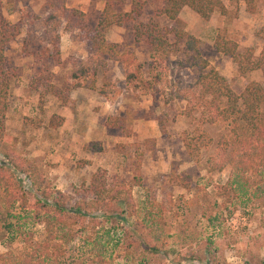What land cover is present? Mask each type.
Returning <instances> with one entry per match:
<instances>
[{
    "label": "rangeland",
    "instance_id": "374dc122",
    "mask_svg": "<svg viewBox=\"0 0 264 264\" xmlns=\"http://www.w3.org/2000/svg\"><path fill=\"white\" fill-rule=\"evenodd\" d=\"M45 1L0 0V17L22 25L21 34L5 52L6 67L20 71L9 89L7 138L14 143L19 158L32 162L51 188L70 199V207L92 199L88 188L96 174L109 184L130 189L135 206L133 217L126 213L91 214L71 229L55 222L57 237L49 244V253L58 257L55 264H264V175L248 179L244 193L238 187L244 179L232 166L209 172L208 161L215 155L220 137L227 134L226 126H198L183 115L184 104L166 102L174 88L181 91L197 78L194 70L182 69L179 64L184 61L183 48L169 57L160 86L162 94L149 97L128 89L121 65L107 60L106 66L97 71L94 91L73 92L72 101L64 107L52 96L42 98L30 89L32 78L41 68L33 55L51 49V38L58 35L62 61L48 65L53 82L63 87L71 83V74L88 61L90 48L82 33L67 32L62 21L57 24L56 34L46 27L49 11ZM143 1L141 20L147 22L155 18L161 5L155 0ZM220 1L224 14L216 11L203 21L183 9L181 19L189 32L203 40L202 56L210 67L227 80L234 93L240 94L250 82L262 83L261 73L241 75L231 59L215 52L214 40L223 35L237 44L240 53L252 49L258 56L264 47V0H256L253 12L248 11L244 0ZM104 3L66 0V7L80 10L88 26L94 27ZM129 7L130 0H126L117 11L127 12ZM157 20L162 26L172 25L164 17ZM27 41L26 55L23 49ZM106 41L116 44L121 52L132 51L143 65L149 64L144 44L134 42L131 25L111 28ZM105 85V91L111 93L106 98L100 95ZM53 117L57 121L63 118L62 126L52 128ZM145 117L163 124L164 130L155 132L158 139L145 140L144 136L153 137L150 129L133 127V121L138 123ZM90 123L94 129H89ZM103 126L110 129H101ZM185 139L208 146L191 156L184 147ZM9 170L21 180L33 202L36 191L30 189L25 176L10 166ZM179 177L185 180L187 190L177 184ZM236 178L238 184L234 183ZM223 188L229 190V197L222 194ZM43 213L29 207L20 209L18 204L10 214L0 212L3 264L19 263L32 247L47 239L42 219L50 215ZM50 219L56 217L51 215ZM133 239L138 244L142 241L156 246L158 252H148L144 246L135 250L128 246ZM58 250L63 254L59 255Z\"/></svg>",
    "mask_w": 264,
    "mask_h": 264
},
{
    "label": "trees",
    "instance_id": "16d2710c",
    "mask_svg": "<svg viewBox=\"0 0 264 264\" xmlns=\"http://www.w3.org/2000/svg\"><path fill=\"white\" fill-rule=\"evenodd\" d=\"M160 8L155 12V18L143 22L141 17L145 2L143 0H130L127 12H119L118 8L124 6L126 0H105L103 10L94 27L88 26L85 15L78 9L67 8L66 0H46L45 7L49 15L45 20L47 28L56 34L57 24H65L67 32L78 31L82 33L83 40L89 43L90 57L71 74V83L59 87L54 82V74L48 63L61 62L60 40L58 35L51 38V49L44 48L41 53H35L41 68L31 80L30 89L45 98L52 96L61 104L69 101L73 90L84 88L94 90L96 74L99 68L106 66V61L121 65L124 73V82L128 89L141 92L145 96L154 97L162 94L161 84L167 73L169 57L179 52L180 44L184 45L186 58L180 66L187 70H194L197 78L193 83L187 84L181 91L168 94V101H178L184 104L183 115L191 117L198 126H216L223 124L227 134L220 137L215 155L208 161L209 172H221L227 166H232L244 179L238 184L241 191L248 185L251 177L264 175V47L255 57L252 49L244 53L238 51L237 44L223 35H217L214 41L215 52L231 59L241 75L260 71L262 83L250 82L240 94L234 93L227 80L214 68L201 54V41L184 31L179 14L184 7L193 11L201 19L207 21L216 12L224 14L225 9L220 0H155ZM248 11L253 12L256 0H244ZM1 8V2H0ZM165 17L172 22L171 26H161L157 18ZM131 25L135 43L144 44L150 62L147 66L140 63L132 51H119L116 44L106 41L108 31L113 28H122ZM52 26V27H51ZM22 31L20 22L12 23L0 17V212L10 214L15 204L20 209L34 208L39 213H47L42 223L46 226L47 239L32 247L30 254L17 264H55L57 258L49 253V244L57 237L55 222L62 228L71 229L72 225L80 224L86 215L102 214L114 216L118 214L133 217L135 206L130 189L124 185L109 184L104 177L98 174L92 177L88 188L91 200L88 202L71 201L60 191L54 190L46 182L38 168L30 161L21 159L15 154V145L5 133V117L8 109V95L13 78L18 76L19 70H10L6 67L5 52L8 45L14 41ZM25 42L23 52L27 55L28 45ZM108 85L100 90V94L107 97L110 92L105 91ZM60 121L53 117L50 121L52 128H58ZM159 129L164 130L159 122ZM192 139H185L184 147L188 155H197L201 148L208 144L192 143ZM9 166L23 174L30 189H34V201L30 202L26 191L22 188L21 180L14 178V172ZM177 184L187 190L188 185L184 179L177 178ZM12 183H9V182ZM232 190H236L235 188ZM259 190V187H258ZM223 195L229 197L227 188H223ZM85 201V200H83ZM50 208L48 209V207ZM118 207V208H117ZM71 209L73 214L68 215ZM89 211H88V210ZM87 210V211H86ZM43 213V214H44ZM66 219V220H65ZM124 219V218H121ZM82 229L85 227L82 224ZM128 246L135 250L144 246L148 252L156 254V246H148L142 241L139 244L135 239ZM59 255L63 252L58 250ZM190 256V255H189ZM0 255V264H3Z\"/></svg>",
    "mask_w": 264,
    "mask_h": 264
},
{
    "label": "crops",
    "instance_id": "0c3cea01",
    "mask_svg": "<svg viewBox=\"0 0 264 264\" xmlns=\"http://www.w3.org/2000/svg\"><path fill=\"white\" fill-rule=\"evenodd\" d=\"M183 9H188V8H186V7H184ZM183 9H182V11H183ZM190 12H193V11H191L190 9H188ZM181 11V12H182ZM194 13V12H193ZM195 14V13H194ZM196 15V14H195ZM196 16H198V15H196ZM199 17V16H198ZM212 17V16H211ZM165 18V17H164ZM200 18V17H199ZM166 20H168L167 18H165ZM179 19L181 20V22L183 23V19H181V13L179 14ZM201 19V18H200ZM201 20H203V19H201ZM171 24H172V22L170 21V20H168ZM203 21H205V20H203ZM208 21V20H207ZM186 24V23H185ZM161 25V24H160ZM162 26V25H161ZM183 27H184V31L185 32H187V33H189V34H191L193 37H195L196 39H198V40H200L201 41V47H202V39L201 38H199L197 35H195V34H192L191 32H189V30L186 28V26H184V23H183ZM215 41V40H214ZM180 48H183V50H184V45L183 44H180ZM214 48V47H213ZM180 50V49H179ZM201 50V49H200ZM184 53H185V55H184V57H183V59L185 60V58H186V52H185V50H184ZM217 53V52H216ZM60 54H61V52H60ZM201 54H202V52H201ZM219 54V53H218ZM222 55V54H221ZM225 57V56H224ZM60 58H61V56H60ZM204 58V57H203ZM205 59V58H204ZM229 59V58H228ZM206 60V59H205ZM61 61H62V59H61ZM183 62V61H182ZM181 63V62H180ZM179 63V64H180ZM183 69V68H182ZM187 70V69H186ZM84 88H80V89H76V90H73L71 93H70V95H69V101H68V103L67 104H65V105H63L64 107H67V106H69V104H70V102L72 101V93L73 92H76V91H78V90H83ZM85 90H89V89H85ZM89 91H94V90H89ZM101 95V94H100ZM158 95V94H157ZM101 96H103V95H101ZM103 97H105V96H103ZM106 98V97H105ZM56 99V98H55ZM57 100V99H56ZM58 101V100H57ZM61 103V102H60ZM104 110H105V112L107 111L106 110V107L104 108ZM61 118V117H60ZM61 123H60V126H62V124H63V118H61V121H60ZM133 127L134 128H136L137 126H139V129H150V131L152 132V134H153V137H145L144 136V138H146L145 140H147V139H150V140H154V139H158V135L155 133V132H157V129H158V131H159V122H158V120L156 119V118H147V117H145L144 119H140V122H139V120H138V123L137 122H135V121H133ZM89 129H94V124H91L90 123V125H89ZM101 129H110V128H108V127H105V126H103ZM141 135H144L143 133H141ZM143 137V136H142ZM153 138V139H152Z\"/></svg>",
    "mask_w": 264,
    "mask_h": 264
}]
</instances>
